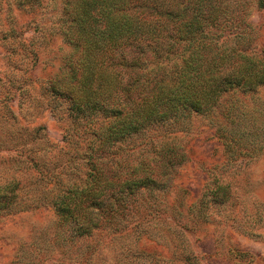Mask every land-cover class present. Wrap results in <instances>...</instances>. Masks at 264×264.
<instances>
[{"label": "rangeland", "instance_id": "obj_1", "mask_svg": "<svg viewBox=\"0 0 264 264\" xmlns=\"http://www.w3.org/2000/svg\"><path fill=\"white\" fill-rule=\"evenodd\" d=\"M212 1L215 18L191 41L146 53L142 81L171 80L188 60L194 74L201 62L245 77L264 69V0ZM64 3L0 0V264H264V81L93 149L110 116L75 118L49 90L79 55L63 34ZM97 159L114 180L160 183L127 187L122 203L108 194L97 205L91 191L78 218L99 226L78 234L53 202L87 184Z\"/></svg>", "mask_w": 264, "mask_h": 264}, {"label": "trees", "instance_id": "obj_2", "mask_svg": "<svg viewBox=\"0 0 264 264\" xmlns=\"http://www.w3.org/2000/svg\"><path fill=\"white\" fill-rule=\"evenodd\" d=\"M187 1L65 0L63 34L79 55H70L69 72L52 80L49 90L65 99L69 114L75 118L92 114L110 116L108 124L94 134L98 146L93 149L109 150L118 140L180 110H203L222 91L264 81V69L255 71L250 66L247 77L239 76L240 70L223 71L215 65L204 66L205 62L199 64L195 74L190 73L189 60L171 80L157 75H147L141 80L143 74L136 71L141 69L147 52L156 56L170 54L174 39L191 41L194 34L204 30L208 20L215 18L216 1ZM181 3H184L182 11ZM126 77L129 82H125ZM136 87H143L144 92L134 96L129 91ZM44 129L35 128V135ZM90 174L87 184L71 183L53 202L60 213L75 219L78 234L99 226L98 222L78 218L88 210L82 203L91 191L97 193V205L103 204L101 196L108 194L114 203H122L127 197V187L132 194L137 186L160 183L159 177L152 175L114 180L100 159L93 161ZM15 184L11 181L8 186L13 188Z\"/></svg>", "mask_w": 264, "mask_h": 264}]
</instances>
